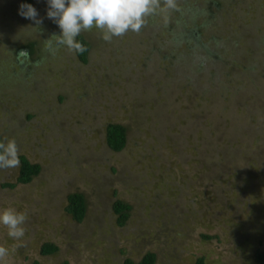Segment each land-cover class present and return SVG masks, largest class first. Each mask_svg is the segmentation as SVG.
Instances as JSON below:
<instances>
[{
  "label": "rangeland",
  "instance_id": "1",
  "mask_svg": "<svg viewBox=\"0 0 264 264\" xmlns=\"http://www.w3.org/2000/svg\"><path fill=\"white\" fill-rule=\"evenodd\" d=\"M178 3L167 25L150 17L139 34L106 42L96 28L81 32L82 63L64 46L46 49L60 30L47 0H32L38 26L19 14L20 0H0V137L40 166L27 184L16 182L19 166L0 169V213L27 215L20 240L0 224L8 264H121L146 252L155 264H257L264 0ZM108 123L127 130L121 152L105 143ZM74 192L86 205L79 223L65 211ZM115 199L131 206L123 226ZM44 243L57 251L42 255Z\"/></svg>",
  "mask_w": 264,
  "mask_h": 264
},
{
  "label": "clouds",
  "instance_id": "2",
  "mask_svg": "<svg viewBox=\"0 0 264 264\" xmlns=\"http://www.w3.org/2000/svg\"><path fill=\"white\" fill-rule=\"evenodd\" d=\"M47 4V17L61 30L60 35H53L55 46L52 39L46 40V49L53 55L60 46L74 53L87 51L76 39L81 32L96 28L102 33L104 41L111 42L113 38L123 37L128 32L139 34L150 17L160 16L167 25L170 14L180 11L178 0H47ZM19 14L37 26L42 23L31 4H21ZM18 151L15 140L0 142V169L18 167ZM26 220V213L13 208L0 213V224L6 227L7 235L13 240H20L25 235L22 225ZM9 255V248L0 246V264H8Z\"/></svg>",
  "mask_w": 264,
  "mask_h": 264
},
{
  "label": "trees",
  "instance_id": "3",
  "mask_svg": "<svg viewBox=\"0 0 264 264\" xmlns=\"http://www.w3.org/2000/svg\"><path fill=\"white\" fill-rule=\"evenodd\" d=\"M21 4H31L32 0H20ZM61 30L58 31L60 35ZM77 41L82 43L87 51L84 53H75L76 57L80 62L86 63L87 54L90 49L89 43L85 40L83 35H79ZM197 43V42H196ZM195 44V43H194ZM196 45V44H195ZM25 54L27 57L35 55L37 53L36 50V42L30 41L26 43L24 46ZM19 54L18 51H16ZM22 54V53H21ZM202 140V138H200ZM0 142L2 139L0 137ZM105 143L107 147L115 153L121 152L127 143V130L120 123H108L105 127ZM196 148V144H195ZM206 149L210 152V154H216L215 150H211L206 146ZM204 152V151H203ZM40 172V166L37 163H30L25 156L19 155V168H18V176L16 179L17 183L27 184L32 181ZM11 186V185H8ZM67 204L65 207V211L70 216V218L75 222H81L84 218L86 212V205L84 196L81 193L74 192L68 194L66 197ZM112 212L115 215V222L117 226H123L126 221L129 219L131 206L123 202L121 200L115 199L111 204ZM208 238V237H204ZM57 251V247L51 243H44L40 248V253L42 255H51ZM255 261L257 264H264V253H256ZM31 264H40L37 261H33ZM121 264H155V254L152 252H146L142 255V257L134 262L131 259H124ZM194 264H207L202 257H198L195 259Z\"/></svg>",
  "mask_w": 264,
  "mask_h": 264
}]
</instances>
